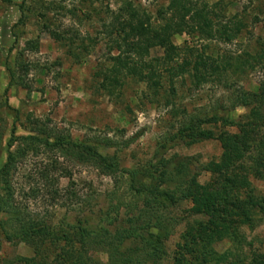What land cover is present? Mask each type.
<instances>
[{"label": "rangeland", "instance_id": "1", "mask_svg": "<svg viewBox=\"0 0 264 264\" xmlns=\"http://www.w3.org/2000/svg\"><path fill=\"white\" fill-rule=\"evenodd\" d=\"M121 1L0 0V168L7 160L9 143L16 151L21 143L16 137L44 128L46 133L61 131L74 141L99 140L105 144L107 138L111 139L117 145L101 146L100 151L116 157L122 168L145 164L159 151L168 158H175L170 168L175 167L176 162H188L200 183L211 179L206 165L219 159L222 153L217 139L190 144L184 139H172L180 129L182 115L173 117V105L167 107L164 101L155 100L145 83L126 79L117 96L103 91L101 78L96 75L100 65L108 62L110 54L103 24L110 21V12L115 11ZM135 1L147 8L153 18L160 7L169 3V0ZM205 1L212 4L220 0ZM222 10L227 16L225 21L237 16L244 19L246 26L231 42H211L208 52L237 57L246 52L255 54L261 44L264 46V0H223ZM51 31L66 37L67 33L77 32L84 40L68 46V42L56 40ZM186 40H191L187 34L174 37L177 45H183ZM192 44L199 48L202 43ZM162 55L161 47L150 51L151 58ZM7 68L16 74L12 81ZM235 80L245 90L257 91L264 80V65L249 69L239 79L231 76L228 83ZM177 85L180 91L176 105L186 106L191 113L213 114L216 110L236 123L245 120L249 113V108L233 104L230 99L233 89L225 84L212 82L193 91H187L189 81L183 87L179 82ZM206 127L217 134L238 130L222 122ZM260 135L264 139V126ZM118 175L120 179L116 181L93 165L63 156L57 149L40 146L38 151L31 150L17 161L11 177L14 207L25 221H45L57 229L79 225L80 219L86 218L88 226L99 231L114 217V224L107 226L114 230L119 220L125 223L132 215L142 214L140 209L145 205L144 199L131 191L129 174L120 171ZM251 181L258 197L264 198V179L252 176ZM175 183L176 180L174 184L167 183L166 188L181 197L180 185ZM79 194L87 197L85 206L78 202ZM161 202L158 215L172 230L165 241L166 255L162 262L174 264L173 257L183 231L188 224L204 217L191 213L190 200L179 198L177 203H171L162 197ZM260 206L252 224L240 225L233 234L215 241L211 253L227 254L226 264H251L254 253L264 254V211ZM10 218L8 213L1 215L4 228L0 229V264H21L22 258L34 257L35 251L19 237L7 238L5 231L11 233L15 227ZM148 220L146 218L145 222ZM156 221V218L152 220L153 225L158 223ZM152 232L159 231L153 228ZM131 244L125 242L123 248ZM93 253L102 263L108 262L107 253Z\"/></svg>", "mask_w": 264, "mask_h": 264}, {"label": "trees", "instance_id": "2", "mask_svg": "<svg viewBox=\"0 0 264 264\" xmlns=\"http://www.w3.org/2000/svg\"><path fill=\"white\" fill-rule=\"evenodd\" d=\"M120 3L115 11L110 12V21L103 24L110 44L108 62L100 65L96 73L101 78L103 91L117 96L126 79L145 83L155 100L164 101L167 107L173 105V117L182 115L180 129L172 139H184L188 144L217 139L222 153L219 159L206 165L211 179L200 183L188 162H176V166L170 168L169 164L175 158H168L159 151L145 164L132 169L122 168L116 157L100 151L101 146L117 145L111 139L107 138L105 144L99 140L74 141L61 131L58 134L53 131L46 133L44 128H39L34 134L16 137L21 142L16 151L9 143L7 160L0 168V229L4 228L1 215L10 214V221L15 227L11 233L5 231L7 238L19 237L33 246L35 256L22 258L21 264H104L94 256L93 251L108 254L105 264H163L165 241L172 230L164 225L158 212L162 197L171 203H177L180 198L190 200L191 213L204 219L188 224L183 231L173 263L213 264L217 261L218 264H226L227 254L211 253L212 244L233 234L240 225L252 224L258 206L264 202V198L255 193L251 181L252 176L264 179V139L260 135L264 126V80L257 91H247L236 83L237 80L235 83H228V80L231 76L239 79L249 69L264 65V46L261 44L255 54L246 52L237 57L216 56L213 51L208 52L211 42H231L246 26L244 19L237 16L225 21L227 16L222 10L223 0L212 4L205 0H169L167 6L158 9L155 18L135 0H122ZM50 34L60 42H68V46L84 40L77 32L67 33V37L56 31ZM178 34H187L191 40L177 45L174 37ZM195 41L202 43L199 48L192 46ZM156 47L163 48L164 55L151 58L150 51ZM7 69L11 81L14 80L16 74ZM187 81L190 84L187 91L212 82L232 88L230 99L233 104L249 108L245 120L236 123L216 110L213 114H195L186 106H177L175 99L180 91L177 83L183 87ZM220 122L236 126L238 130L217 134L206 127ZM40 146L57 149L63 156L93 165L116 181L120 179V171L128 173L132 182L131 191L144 199L145 205L140 209L142 214L132 215L125 223L123 219H118L119 224L114 230L107 227L114 224V217H110L107 226L99 231L90 228L86 218L80 219L79 225L58 229L45 221H25L14 207L11 177L18 159L31 150L38 151ZM44 176L48 178V175ZM175 180V184L180 185L181 197L166 188L167 183L174 184ZM77 196L78 202L85 206L87 197ZM260 209L264 211V203ZM146 218L149 220L145 222ZM154 218L158 222L155 225L152 222ZM153 228L159 232H152ZM128 241L131 246L123 248ZM251 264H264V254L254 253Z\"/></svg>", "mask_w": 264, "mask_h": 264}]
</instances>
